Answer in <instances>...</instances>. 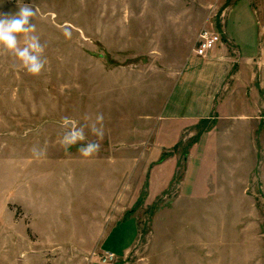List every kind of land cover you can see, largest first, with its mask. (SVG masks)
<instances>
[{"label": "rangeland", "instance_id": "374dc122", "mask_svg": "<svg viewBox=\"0 0 264 264\" xmlns=\"http://www.w3.org/2000/svg\"><path fill=\"white\" fill-rule=\"evenodd\" d=\"M18 2L0 0V13ZM34 2L45 70L0 54V264H264V0ZM257 21L259 64L237 79L241 61L117 69L181 61L205 28L234 56L223 32L249 46ZM213 95L207 119L164 118L194 116ZM99 113L103 139L86 128L82 142L98 154L60 146L65 117L81 126Z\"/></svg>", "mask_w": 264, "mask_h": 264}, {"label": "clouds", "instance_id": "9594fccd", "mask_svg": "<svg viewBox=\"0 0 264 264\" xmlns=\"http://www.w3.org/2000/svg\"><path fill=\"white\" fill-rule=\"evenodd\" d=\"M18 5L19 10L14 14L0 13V54L12 57L13 67H20L29 75L39 76L45 70L47 58L46 45L41 43L39 35L36 34V24L32 22L37 15V5L34 0L32 4L23 3L20 6L18 2ZM63 35L70 39L72 32L65 28ZM85 121L84 125L77 126L65 117L61 125L64 131L59 138V144L65 151L80 144L78 153L84 158H90L99 153L101 145L96 141L82 143L87 139L85 129L98 140H102L105 135L104 116L99 113L94 120L86 116ZM31 153L34 158L40 159L46 154V150L34 146Z\"/></svg>", "mask_w": 264, "mask_h": 264}, {"label": "crops", "instance_id": "0c3cea01", "mask_svg": "<svg viewBox=\"0 0 264 264\" xmlns=\"http://www.w3.org/2000/svg\"><path fill=\"white\" fill-rule=\"evenodd\" d=\"M257 26L258 28H257L256 37L253 40H251V43L249 46H247V44L244 43V41H238L235 38L233 39L228 38L227 33L225 31L223 32V34H225V38L229 40L230 42H233V44L235 45L236 53L234 56L231 55L230 52L224 47V41H223L221 46L218 48V50L213 51L207 59L197 57L194 53H190L189 55L185 56L184 59H181V61H180V58L175 59V58L167 57V60H165L164 62H157L156 60H159L157 56L151 55L153 60L151 59L149 63L147 64L134 65V67H132L131 64L119 65L117 69H237L236 64L238 61H241L242 65L239 71L240 74L238 72L234 74L235 78L237 79L238 76H241V73L243 74L244 72L248 74L249 70L254 69L255 65L259 64V59L261 55L260 54L261 44H260V30H259L258 21H257ZM182 75H183V70L181 71L179 78L177 79L173 89L175 90L177 89L179 80H181ZM221 81H222V78H221ZM220 88H221V85L218 87V89ZM214 95L210 96L209 103L203 102L201 104V111L198 114H194V116L183 117V116L170 115L164 118H173V119L180 118L181 121L207 119L208 118L207 113H209L213 107ZM154 97L157 98V95L155 96L151 95L150 98L153 99ZM124 220H125V215L123 219L116 222L112 227H115L118 223ZM110 229L112 230V228ZM111 230H109L108 233H110ZM137 237L135 239L133 238L131 243H129V245L126 246V248H124L123 257H125L128 254V252H130V250L134 247L137 241ZM95 263H97V261H93L90 264H95ZM97 264H100V262H98Z\"/></svg>", "mask_w": 264, "mask_h": 264}, {"label": "built area", "instance_id": "2783aa9c", "mask_svg": "<svg viewBox=\"0 0 264 264\" xmlns=\"http://www.w3.org/2000/svg\"><path fill=\"white\" fill-rule=\"evenodd\" d=\"M223 42L221 34L211 29H203L200 31L197 43L194 48V53L197 57L207 58L211 52H213L219 44ZM116 256L113 252L105 251L103 254V262L108 263L115 260Z\"/></svg>", "mask_w": 264, "mask_h": 264}, {"label": "trees", "instance_id": "16d2710c", "mask_svg": "<svg viewBox=\"0 0 264 264\" xmlns=\"http://www.w3.org/2000/svg\"><path fill=\"white\" fill-rule=\"evenodd\" d=\"M128 214H130V213H128Z\"/></svg>", "mask_w": 264, "mask_h": 264}]
</instances>
